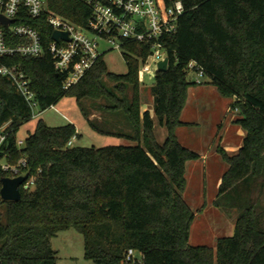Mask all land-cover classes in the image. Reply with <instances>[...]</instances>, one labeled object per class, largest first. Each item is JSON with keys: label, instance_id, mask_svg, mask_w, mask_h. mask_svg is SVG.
I'll return each instance as SVG.
<instances>
[{"label": "trees", "instance_id": "obj_1", "mask_svg": "<svg viewBox=\"0 0 264 264\" xmlns=\"http://www.w3.org/2000/svg\"><path fill=\"white\" fill-rule=\"evenodd\" d=\"M182 1L177 31L163 38L169 67L156 72L152 86L156 114L167 129L163 142L156 137L150 111L142 108L139 70L149 44L123 42L125 73L110 71L103 52L69 89L63 88L64 75L49 54L7 60L31 78L42 110L65 95L92 99L93 107L83 109L90 124L137 144L69 146L79 136L74 123L51 126L40 118L19 147L17 133L32 118L30 109L0 75V126L9 122L3 148L12 162L24 154V170L36 177L32 188L21 187L19 200L0 198V264H57L53 238L69 228L84 236L86 257L99 264H125L129 248L142 253V264H264V0ZM50 7L81 24L91 13L84 0H50ZM24 20L51 37L44 16ZM192 60L204 68L206 81L188 77ZM203 83L233 99L230 108L238 110L236 121L245 130L237 153L217 147L229 166L215 204L237 216L234 234L219 237L215 248L190 243L196 212L184 196L186 168L201 155L176 132L192 124L182 119L189 87ZM94 108L100 119L91 117ZM119 112L132 132L102 124L114 122ZM4 176L8 173L0 168V188ZM229 196L233 199L227 201Z\"/></svg>", "mask_w": 264, "mask_h": 264}, {"label": "built area", "instance_id": "obj_2", "mask_svg": "<svg viewBox=\"0 0 264 264\" xmlns=\"http://www.w3.org/2000/svg\"><path fill=\"white\" fill-rule=\"evenodd\" d=\"M91 8L86 24L75 22L50 7V0H0V13L9 19L8 25L0 20V75L8 78L19 94L27 102L31 117H38L41 112L32 80L16 63L7 60L15 55L43 57L49 54L55 69L64 75L62 86L69 89L95 64L104 52L99 38L116 48H123L125 40L149 44V54L142 62L139 78L144 81L145 73L150 75L158 71V62L168 57L167 46L163 38L177 31L178 21L185 10L182 0H84ZM44 16L51 27V37H44L41 31L24 20L26 17ZM55 30L67 32L68 37H53ZM152 65L155 69H152ZM198 73L195 80L205 81L203 67L195 61L188 65ZM53 106V105H51ZM1 127V126H0ZM0 130V168L15 177L25 174L27 160L23 154L16 162L10 161L3 148L7 133ZM77 137L74 135L68 145L73 146ZM19 147L25 140L17 141ZM35 175H29L21 187L34 186ZM134 248H129L124 257L125 264H142V257L137 256Z\"/></svg>", "mask_w": 264, "mask_h": 264}, {"label": "rangeland", "instance_id": "obj_3", "mask_svg": "<svg viewBox=\"0 0 264 264\" xmlns=\"http://www.w3.org/2000/svg\"><path fill=\"white\" fill-rule=\"evenodd\" d=\"M99 42L102 51H104L103 57L108 69L115 73L127 72L128 64L123 54V48L113 47V45L102 38H99ZM152 69H155L154 65H152ZM188 77L196 80L198 73L195 70H190ZM204 79L207 80L208 78L204 77ZM154 83L155 74L145 73L144 81L141 82L140 80L142 108L150 111L155 122L156 137L159 142H163L167 136V129L160 123L155 111V100L152 95ZM204 85L209 86L200 88L216 89V86L214 87L212 83ZM200 88H191L190 94L193 97L194 95L198 96ZM217 95L212 96L211 100L207 99V101H204L200 99L197 104H189L190 106L183 113V118L192 120L191 122L193 123L184 125L179 132L180 138L185 142L184 144L195 148L198 152H203L205 149H209L212 152L209 160L214 162V166L208 169H205L203 165L199 166L201 164L200 158L192 159L195 167L193 164L190 165L186 199L191 202L197 214L191 227L190 243L192 245L208 244L214 248L219 236L234 234L237 216V211L225 210L219 206L220 212L217 210H201L204 205L208 207L212 203L211 206H214L211 200L218 197L222 171L225 168L227 170L229 166L217 151V147L221 145L232 155L238 152L239 147L243 144V134H245L244 128L236 121L239 117V112L236 109L226 111L227 107L231 106L229 103L230 99L221 98L220 94V96ZM91 102L92 99L78 100L75 95H65L58 103L43 110L38 117H32L24 122L18 130V140H25L29 133L35 130L38 120L42 118L44 122L51 126L63 125L69 122L74 123L78 129L79 136L73 145L101 147L110 144H137L136 140L127 136L117 133H102L96 130L87 120L83 111L84 106L93 107ZM92 111L91 117L100 119V111L95 108ZM8 123L2 125L0 130L4 129ZM102 124L108 128L118 129L122 133L132 132L129 121L121 113L118 114V118L114 122L106 119ZM200 198L202 203L199 202V205H197ZM232 199L233 197L231 196L226 198L227 201ZM53 246L58 250L59 258L57 264H99L86 257L84 236L75 228L60 231L53 238ZM137 256L141 258L143 255L137 251Z\"/></svg>", "mask_w": 264, "mask_h": 264}, {"label": "crops", "instance_id": "obj_4", "mask_svg": "<svg viewBox=\"0 0 264 264\" xmlns=\"http://www.w3.org/2000/svg\"><path fill=\"white\" fill-rule=\"evenodd\" d=\"M206 81V80H205ZM204 84H207V83H203V84H200V85H198V84H196V85H192V86H190L189 87V92H188V99H187V103H186V106L184 107V110H183V112H182V119L183 120H185V121H188V122H191L192 120H189V119H184L183 118V113L185 112V109L188 107V106H190L189 104H193V103H196L197 104V102H199L200 101V99H203L204 101H207V99L209 100L212 96H216L217 94V96H220L221 94H220V92L218 91V89H217V87H215V85H214V87L216 88V89H212V88H206V89H201L200 87H208L209 85H204ZM210 86H213V85H210ZM191 88H200V93L198 94V96H195L194 95V97L190 94V89ZM219 92V93H218ZM220 94V95H219ZM222 96V95H221ZM216 98H218V97H216ZM221 98H225V99H228V97H225V96H222ZM225 99H223V100H225ZM230 99V104H231V102L233 101V99H231V98H229ZM228 99V100H229ZM211 100V99H210ZM225 104V103H224ZM144 109V108H143ZM145 110V109H144ZM227 110H231V108H230V106H228L227 107V109H226V111ZM238 111V110H237ZM193 123V122H192ZM183 126H179L178 128H177V130H176V132H177V135H178V137H179V139H180V141L184 144L185 142L180 138V136H179V132H180V130H181V128H182ZM77 131H78V129H77ZM79 133V132H78ZM244 135V137H245V134H243ZM244 139V138H243ZM186 145V144H185ZM242 145V144H241ZM188 146V145H187ZM189 147V146H188ZM241 147V146H240ZM239 147V148H240ZM190 148H192L191 146H190ZM192 149H194V150H196L195 148H192ZM196 151H198V150H196ZM218 151V150H217ZM200 153V159H199V161L201 162V164L199 165V166H202L203 165V167L205 168V169H208V168H210V167H213L214 166V162H211V160H209V157H210V155L212 154V152L209 150V149H205L203 152H199ZM237 153V152H236ZM235 154V153H234ZM193 161L192 160H189L188 162H187V168H186V178H187V186H188V175H189V169H190V165L191 164H193L192 163ZM213 164V165H212ZM194 165V164H193ZM194 167H195V165H194ZM226 170V168L225 169H223V171H222V173H224V171ZM223 175V174H222ZM186 186V189H185V192H184V195H185V198H186V194L188 193L187 192V187ZM187 200V199H186ZM215 198L213 199V200H211L212 202H213V204H214V206H211L212 205V203H211V205L210 206H208V207H206V205H204L202 208H201V210L202 211H205L206 209V211H215V210H217L218 212H220L221 210H220V208L217 206L216 207V205H215ZM188 202H189V200H187ZM199 202L200 203H202V200H201V198H200V200L198 201V204L197 205H199ZM189 204L191 205V207L193 208V206H192V204H191V202H189ZM196 209H198V208H196ZM220 210V211H219ZM196 216H197V214H196ZM196 216H195V219H196ZM224 216V218H226V216L225 215H223ZM195 219H194V221H195ZM194 223V222H193ZM193 225V224H192ZM219 237H222V236H219ZM218 237V238H219ZM208 245V244H207Z\"/></svg>", "mask_w": 264, "mask_h": 264}, {"label": "water", "instance_id": "obj_5", "mask_svg": "<svg viewBox=\"0 0 264 264\" xmlns=\"http://www.w3.org/2000/svg\"><path fill=\"white\" fill-rule=\"evenodd\" d=\"M0 20L5 24L8 25L9 19L4 17L0 13ZM61 36L68 37L67 32H61L59 30H55L53 33V37L55 39H59ZM169 67V57H166L163 60L158 62V71H165ZM0 107H1V100H0ZM29 177V173L26 172L25 174H21L15 177L11 176H4L1 179L2 186L0 188V196L3 200H19L22 196L21 186Z\"/></svg>", "mask_w": 264, "mask_h": 264}]
</instances>
